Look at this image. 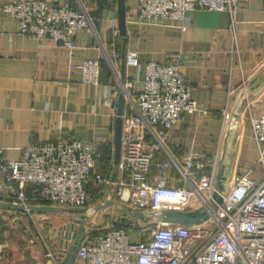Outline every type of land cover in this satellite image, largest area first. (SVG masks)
<instances>
[{
	"label": "built area",
	"instance_id": "built-area-1",
	"mask_svg": "<svg viewBox=\"0 0 264 264\" xmlns=\"http://www.w3.org/2000/svg\"><path fill=\"white\" fill-rule=\"evenodd\" d=\"M237 8L238 0H140L139 19L153 24L178 19L185 31L189 11L208 9L235 15ZM0 9L18 21L22 33L39 39L49 37L71 53L79 31L91 30L98 36L96 17L82 0H76L75 5L13 0ZM100 47H104L101 41ZM126 63L135 72L126 80L116 71L113 88L125 95L117 179L112 178L115 162L111 159L106 163L93 141L68 137L28 143L21 157L15 159L3 156L0 148V201L26 207H83L89 202V186L96 184L101 186L102 194L114 185L118 198L128 188V205L154 213L164 208L189 211L206 205L210 218L192 226L155 222L141 229L111 227L90 231L79 245L77 259L81 264H264V113L248 117L259 149L260 174L234 176L219 203L214 197L218 154L206 159L188 151L179 157L169 147L172 131L183 114L207 112L193 97L195 86L187 79L180 61H148L141 81L139 51L128 50ZM70 67L81 69L85 83L102 82L99 58L80 65L72 63ZM223 113L226 118L228 108ZM160 151L167 159L156 161ZM172 170L181 178V185L171 181ZM145 233L149 234L148 240L142 239ZM46 245L47 256L53 264H59L53 246Z\"/></svg>",
	"mask_w": 264,
	"mask_h": 264
},
{
	"label": "crops",
	"instance_id": "crops-1",
	"mask_svg": "<svg viewBox=\"0 0 264 264\" xmlns=\"http://www.w3.org/2000/svg\"><path fill=\"white\" fill-rule=\"evenodd\" d=\"M12 1L0 0V7ZM48 1L76 4V0ZM86 1L90 11L99 16L98 36L91 30L79 31L72 53L54 44L49 37L39 39L22 33L18 21L0 9V148L3 156L21 157L28 143L75 137L97 143L106 163L115 161L120 95L113 89L117 83L115 72L126 80L135 72L126 63L127 51L133 49L140 53V81L148 61L170 64L179 60L187 79L195 86L193 97L199 108L207 111L183 114L172 131L169 147L179 157L193 151L206 159L218 154V163L220 157L224 158L230 172L229 188L237 174L249 172L259 176V149L248 117L264 113V81L241 102L236 133L226 141L223 110L229 111L242 87L264 71V0H238L235 15L208 9L189 11V26L185 31L181 29L182 22L173 18L158 24L142 23L140 0H126L124 35L119 28L118 0ZM95 58L105 63L101 66L99 85L83 82L81 69L70 67L72 63L80 65ZM155 158L162 161L167 155L160 151ZM170 174L173 183L182 184L175 170ZM100 187L89 186V202L85 207L96 205L102 199ZM33 214L36 213L17 210L9 202L0 201V264H53L46 254V242L58 251L53 232L45 233V242L40 233L29 237L28 232L6 230L10 218L16 219L15 223L21 227L20 223L28 215L33 220ZM72 264L81 262L76 257Z\"/></svg>",
	"mask_w": 264,
	"mask_h": 264
},
{
	"label": "water",
	"instance_id": "water-1",
	"mask_svg": "<svg viewBox=\"0 0 264 264\" xmlns=\"http://www.w3.org/2000/svg\"><path fill=\"white\" fill-rule=\"evenodd\" d=\"M126 0H118V20L120 32L124 35L126 33ZM264 81V71L258 75L252 83H246L242 87V91L239 96L233 98V105L229 108V113L226 117V138L225 141L231 136L235 135L236 129L238 127L240 113L242 109L241 102L244 98L253 90L256 86H259ZM235 101V103H234ZM125 106V95L123 92L119 95L118 107H117V119L115 128V168L113 172V180L118 177L117 165L120 162L122 155V115ZM236 107V109H235ZM234 145L236 146L235 142ZM234 146V147H235ZM229 170L227 169V162L224 158L219 159L218 168L216 172V188L214 192V197L219 203L224 200V195L228 192V175ZM130 190L125 189L123 195L118 198L115 191L114 185H110L106 188L102 199L93 206L90 207H63L57 205H29L26 207L23 204H10L11 207L30 213H48L55 212L61 213L69 220L62 225L55 226L52 232L55 234L58 242V251L56 252L59 264H72L77 257V252L81 241L85 238L86 234L90 232L88 226L89 220L97 217V215L109 208L114 206L121 207L124 210L123 222L126 225H134L135 222L142 221L144 225L140 227H147L155 222L170 223L177 222L184 225L192 226L201 223L210 218V211L206 205H202L195 210L182 211L175 208H164L160 212L154 213L153 211H144L139 208L132 207L127 204L129 200ZM218 208L217 205H215ZM72 209H81L80 214H87L86 217H81V215L74 214L70 212ZM89 210L90 213H87ZM103 215L107 214L102 212ZM44 216V215H43ZM76 219H80L75 221ZM93 232V231H91ZM96 232V231H94Z\"/></svg>",
	"mask_w": 264,
	"mask_h": 264
},
{
	"label": "rangeland",
	"instance_id": "rangeland-1",
	"mask_svg": "<svg viewBox=\"0 0 264 264\" xmlns=\"http://www.w3.org/2000/svg\"><path fill=\"white\" fill-rule=\"evenodd\" d=\"M86 5H87V1L86 0H82ZM88 6V5H87ZM89 7V6H88ZM88 204V203H87ZM81 209H72L70 210V212L74 213V214H78L81 215V217H86L85 215L87 214H80V212L83 213V211H80ZM102 212H106L107 214L103 215ZM36 215V216H34ZM44 215V216H42ZM33 220L31 218V216L28 215V218L25 217V219L22 220V222L20 223L21 227H19L18 224H16L15 222H17L16 219L10 218V220H8V225H6V230L9 232H16V231H20L22 233L24 232H28L30 233L29 237L32 236H36L39 231H41V233L43 234V236L45 235V233H52V229L54 228V225H62L63 223H66V221L69 220L68 217H65L63 214L61 213H53V212H48V213H44V214H33L32 215ZM51 217H55L56 220L53 219ZM123 217H124V210L121 207H117L114 206L113 208H109V209H105L103 211H101L96 218L89 220V228L90 231H100V230H104L107 228H111L114 227L115 224H120L123 222ZM80 219H76L75 221H78ZM24 224V227H22V225ZM144 225L142 221L140 222H135L134 225H130L132 229H141L142 226ZM28 227V228H27ZM49 234V236H50ZM47 235H45L44 237H46ZM136 237V234H135ZM31 242V241H29ZM33 244V242L31 243Z\"/></svg>",
	"mask_w": 264,
	"mask_h": 264
},
{
	"label": "trees",
	"instance_id": "trees-1",
	"mask_svg": "<svg viewBox=\"0 0 264 264\" xmlns=\"http://www.w3.org/2000/svg\"><path fill=\"white\" fill-rule=\"evenodd\" d=\"M93 15L96 17V27H97V30L99 29V16H97L95 13H93ZM104 61L103 59L101 60V66L104 65ZM114 227H125V228H130L131 226L129 225H126L124 223H120V224H115ZM137 229V228H136ZM143 240H148L149 239V234L148 233H145V235L142 237Z\"/></svg>",
	"mask_w": 264,
	"mask_h": 264
}]
</instances>
